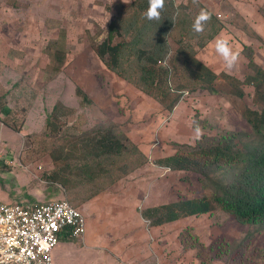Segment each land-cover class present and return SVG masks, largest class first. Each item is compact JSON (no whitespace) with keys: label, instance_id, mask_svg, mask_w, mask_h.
Listing matches in <instances>:
<instances>
[{"label":"rangeland","instance_id":"1","mask_svg":"<svg viewBox=\"0 0 264 264\" xmlns=\"http://www.w3.org/2000/svg\"><path fill=\"white\" fill-rule=\"evenodd\" d=\"M134 1L0 0V106L4 109L0 107V201L31 204L65 198L82 208L94 199L95 212L99 217L103 214L105 225L110 227L111 220L118 216L113 208L119 204L122 191L135 186V214L146 230L145 221L151 225L152 219H143L141 214L147 209L180 199H210L213 192L223 191L243 171V165L204 168L199 167V162L187 171L162 172L163 167L154 164L156 160L172 156L177 149H195L224 135L231 137L242 152L264 145V129L261 134L253 132L243 116L246 110L264 115V82L258 89L245 84L254 70L264 72V0L198 1L220 24L213 38L195 52L217 80L208 88L204 82L176 80L178 70L184 68L179 63L173 65L177 61L174 53L170 56L171 66L177 71L171 69L169 58L167 69L162 70H169L171 88L184 85L186 91L180 99L171 94L167 102L154 97L149 92L153 89L146 91L134 85L137 81L118 77L94 51L101 32L123 12L119 21L123 40H132L131 34L125 36V31L131 25L130 4ZM172 1L185 11L188 19L196 15L190 6L192 0ZM186 5L187 10L183 8ZM148 32H141L145 38L140 42L154 46L155 39ZM169 34H176V39ZM169 34L164 49L169 51L172 47L176 51L181 45L178 38L183 45L188 44L178 26ZM217 37L227 39L229 46L239 52L231 69L215 52ZM61 41L65 49L56 51ZM61 55L65 57L58 63L55 58ZM131 55L135 56L133 52ZM220 74L230 80L221 79ZM78 89L86 99L77 94ZM55 105L63 117L57 122L56 132L50 133L45 120L53 114ZM66 110L72 113L68 115ZM57 119L50 117L51 122ZM99 130L113 131L132 153L112 163L105 158L106 171L97 180L82 178L84 182L77 184L75 175L83 161L79 138ZM60 146L67 154L72 153L69 169L75 177L69 186L54 179L61 175L63 163H55L51 154ZM134 146H138L147 163L138 165ZM93 170L98 176L99 172ZM128 180L131 185L124 184ZM120 182L129 186H115ZM88 210L85 216L95 220V212ZM151 228L153 241L148 238L144 264H264V225L241 223L223 211ZM69 239L66 242L71 246L64 243L68 251L62 260L57 261L55 255L63 240L54 248V264H98L100 251L88 250L81 240ZM118 251L119 248L111 252L113 257L106 264L126 263L120 261ZM138 259L142 260L141 254Z\"/></svg>","mask_w":264,"mask_h":264},{"label":"trees","instance_id":"2","mask_svg":"<svg viewBox=\"0 0 264 264\" xmlns=\"http://www.w3.org/2000/svg\"><path fill=\"white\" fill-rule=\"evenodd\" d=\"M198 1L192 0L190 4L196 13L191 19H188L185 11L180 9V6H175L172 0H165L160 19L148 20L145 15L149 6L148 0H135L130 4L131 25L125 31V36L127 33L131 34L132 40L130 42L123 40V26L119 24L124 14L123 12L115 23L107 24L105 32H101L99 37L100 42L94 46L95 54L118 77L128 82L137 81L133 82L134 85L146 91L153 89L149 90V92H153V96L160 98L161 102H167L171 94H177L180 99L183 91H186L183 90L184 85H176L174 88H171V81L168 76L169 70H162L158 67V62H166L167 64L168 58L171 66L172 59L170 56L174 55V53H176L177 61L173 62V65L179 63V66L182 65L184 68V71L178 70L177 76H175L176 80L182 83L181 78L183 80L191 79L194 82H204L207 88L210 87L217 80V76L209 72L195 58V52L213 38V35L219 31L220 24L211 15V19L204 24V31L202 33L193 31L190 26L194 23L195 17L200 10L205 9L210 12L209 9L204 8ZM187 7L188 5L183 8L187 10ZM186 23H189L188 28L185 25ZM177 26L180 33H185L183 39L187 40L188 44L183 45L180 41L181 39L178 38L179 43H181L180 47L176 51H172L173 49L168 51V49H164V40ZM142 31H149L148 34H151L155 39L154 46H148L145 41L140 42V39L145 38L144 34H141ZM169 35L172 39H176V34ZM140 44H143L142 47ZM56 49V51H64L65 45L63 41L58 42ZM131 52L135 56H132ZM64 57L65 55L57 56L55 60L60 63ZM133 57L135 58L132 59ZM122 61H126L129 67ZM131 65H134L136 68H130ZM250 66L257 69L251 63ZM171 69H175V66H171ZM158 70L162 72L160 73ZM219 77L223 80H230L225 74H220ZM263 82L264 72L259 70H254V75L245 80V84L256 86L257 89ZM77 94L81 95L82 99H86V95L79 89L77 90ZM0 107L2 108V106ZM1 110L4 111L3 108ZM66 112L68 115L72 113L71 110H66ZM8 113L7 111V115ZM243 116L251 125L253 132L255 131L258 134L263 132V113L259 114L246 110ZM50 117L59 118L56 122L53 121V123ZM50 117H47L45 121L46 127L48 126L51 133L57 128L59 119L63 117L58 105L53 107V114ZM1 121L8 126L7 121L4 119ZM12 130L17 131L15 128H12ZM79 145L83 147V161L79 166L77 175L73 174L69 169L71 152L67 154L64 148L60 146L55 148L51 154L55 163L59 161L63 163L61 175L54 177L63 186H69L68 184H70L75 176L77 177L75 178L77 179L76 183L80 185L84 182L82 178H96L97 180L99 175L106 171L105 166L107 163L105 158H108L112 163L115 160L127 158V155L132 153L126 150L124 142L118 139L114 132L110 130L104 132L99 130L85 135V137L79 138ZM237 146L238 144L233 142L231 137L224 135L218 139L210 140L204 145H199L195 149L189 148L188 151L177 149L172 156L156 160L154 162L156 166L169 168L171 171H187L196 167L199 162V167L203 166L204 168H231L243 165V171L235 181L227 184L223 191L218 189V194L213 192L210 199L207 197H202L201 199H180L166 205L149 208L141 214V217L143 219H152V226L150 225V227H154L165 223H172L185 217L205 215L219 210L233 216L241 223L264 225V145L249 148L244 152L239 151ZM137 147L134 146L133 152H135L138 165L147 163V158L142 155ZM178 147L181 146L179 145ZM93 168L99 172L98 176L94 174ZM120 169L124 170V167ZM123 173H127L126 175H128L130 172L123 171ZM116 182L117 180L111 181L109 185H113ZM71 205L76 208L73 204Z\"/></svg>","mask_w":264,"mask_h":264},{"label":"built area","instance_id":"3","mask_svg":"<svg viewBox=\"0 0 264 264\" xmlns=\"http://www.w3.org/2000/svg\"><path fill=\"white\" fill-rule=\"evenodd\" d=\"M86 217L67 199L44 203L0 201V264H53L63 237L83 240Z\"/></svg>","mask_w":264,"mask_h":264},{"label":"crops","instance_id":"4","mask_svg":"<svg viewBox=\"0 0 264 264\" xmlns=\"http://www.w3.org/2000/svg\"><path fill=\"white\" fill-rule=\"evenodd\" d=\"M124 184L131 185L132 181L128 180ZM117 185L121 188H127L129 186H124L121 182L115 186ZM134 187H128L124 193L122 191V197L118 201L119 204L113 208L114 213L116 212L115 214L118 215L111 220L113 226H106L103 219L104 215L102 214V217L101 215L99 217L98 211L96 210L95 212L96 207L94 205L96 204L94 199L87 205H83L82 208L79 207V209L83 211V214L85 211L89 212V208H91V212L93 211V213L95 212L96 214H94L95 220H92L93 217L88 220L85 216L87 226L86 235L83 239V245H85V248L88 250L100 251V254L97 255L98 264H102L103 261H105L103 263L106 264L108 259H112L113 254L111 252L115 251L117 248H119L118 252L121 254L120 261H126V263L123 264H144L147 262V243L148 238L153 237V232L152 228L150 230H145L142 222L140 221V216L135 214L136 192H134ZM115 191H117V189H115ZM91 212L88 213L89 216H91ZM61 239L63 240V244H61V248L57 250L55 255V259L57 261L62 260L66 255L68 251L67 245L71 246V243L66 242L71 239L68 237H63ZM138 254H141L142 260L138 259ZM133 260L136 263H134Z\"/></svg>","mask_w":264,"mask_h":264},{"label":"clouds","instance_id":"5","mask_svg":"<svg viewBox=\"0 0 264 264\" xmlns=\"http://www.w3.org/2000/svg\"><path fill=\"white\" fill-rule=\"evenodd\" d=\"M148 4H149V6H148L146 14H145L146 18L148 20H159L160 16H161V11L164 8L165 0H148ZM210 19H211V13L206 11L205 9H201L200 12L198 13V15L195 17L194 23L192 24L193 31L196 33H202L204 31V24L207 21H209ZM171 49H173V48L171 47ZM214 49H215L216 54L223 59L226 68L231 69L235 65V63L239 57V52L234 51L229 46L227 39H225L223 37H217L214 41ZM196 56H197V54L195 55V58L198 60V58ZM158 67H159V69H167V64H166V62H158ZM252 87L254 89H257L256 86L252 85ZM158 141L156 144H159ZM162 172H171V170L169 168L163 167ZM145 223L147 225V230H150L151 229L150 223L147 220L145 221ZM152 241H153V237L150 238V242H152ZM82 242H83V240H82Z\"/></svg>","mask_w":264,"mask_h":264}]
</instances>
